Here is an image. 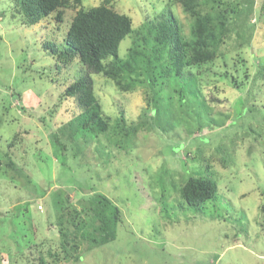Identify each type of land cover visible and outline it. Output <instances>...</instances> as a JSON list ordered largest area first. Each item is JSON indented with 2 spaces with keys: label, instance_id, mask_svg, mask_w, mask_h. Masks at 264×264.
I'll use <instances>...</instances> for the list:
<instances>
[{
  "label": "rangeland",
  "instance_id": "rangeland-1",
  "mask_svg": "<svg viewBox=\"0 0 264 264\" xmlns=\"http://www.w3.org/2000/svg\"><path fill=\"white\" fill-rule=\"evenodd\" d=\"M225 1L236 13L223 56L191 69L200 97L186 102L200 122L190 113L177 123L163 109L153 132L143 129L123 151L76 132L66 109L51 112L63 88L88 75L105 113L115 118L123 110L130 125L144 109L151 118L145 88L121 96L78 61L56 69L44 44L63 46L81 5L102 3L130 16L136 30L170 10L187 36L192 19L181 4L82 0L71 2L64 23L50 17L19 27L15 0H0V264H31L39 251L33 242L49 264H264V0ZM207 164L217 196L189 207L179 189ZM95 193L121 211L115 239L89 251L82 243L79 261L51 258L62 253L60 232L73 228L65 217L76 216Z\"/></svg>",
  "mask_w": 264,
  "mask_h": 264
},
{
  "label": "trees",
  "instance_id": "trees-1",
  "mask_svg": "<svg viewBox=\"0 0 264 264\" xmlns=\"http://www.w3.org/2000/svg\"><path fill=\"white\" fill-rule=\"evenodd\" d=\"M71 2L82 4V0H15L18 8L13 12V18L19 27H32L50 17L61 24ZM175 2L181 4L192 19L187 36L170 10L164 12L158 21L136 30L130 16L102 3L89 9L81 5L71 20L63 46L44 44L45 51L57 59L56 69L61 70V65L69 66L78 61L89 74L116 85L121 96L144 87L151 118L147 117L149 112L145 109L140 120L130 125L123 110L119 117L107 115L95 92V82L88 75L63 88L51 113L55 115L56 110L66 109L64 113L71 112L73 117L69 125H76V132H84L94 140L106 138L110 147L123 151L135 145L143 129L153 132L155 116L163 109L168 111L170 108L177 123L184 116L187 120L190 113H194L195 120L200 122L199 111L188 110L195 106L186 102L188 96L200 97L191 69L223 56L221 49L228 38L230 13H236V8L225 0ZM126 38H133L132 43L126 53L125 50L120 53V46ZM66 140L75 142L72 134ZM57 143L67 148L65 143ZM209 168V164L202 166L180 187V197L189 207L200 208L216 198L218 185L209 176ZM81 216L87 220L77 221ZM58 217L61 226L64 214ZM68 217L65 219L73 228L60 232L62 253L49 254L61 261H79L81 254L78 251L82 243H88L86 251H89L114 240L122 222L120 209L100 193H95L76 216L71 214ZM33 245L39 251L36 250L31 264H49L40 248L34 242L30 243V247Z\"/></svg>",
  "mask_w": 264,
  "mask_h": 264
}]
</instances>
